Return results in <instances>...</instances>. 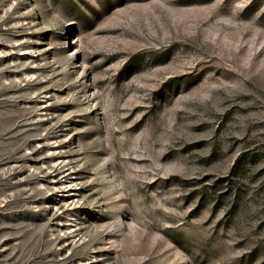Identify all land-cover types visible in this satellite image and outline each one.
<instances>
[{"label":"rangeland","instance_id":"374dc122","mask_svg":"<svg viewBox=\"0 0 264 264\" xmlns=\"http://www.w3.org/2000/svg\"><path fill=\"white\" fill-rule=\"evenodd\" d=\"M0 264H264V0H0Z\"/></svg>","mask_w":264,"mask_h":264}]
</instances>
